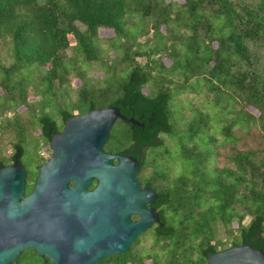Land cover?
Returning <instances> with one entry per match:
<instances>
[{
	"label": "trees",
	"instance_id": "obj_1",
	"mask_svg": "<svg viewBox=\"0 0 264 264\" xmlns=\"http://www.w3.org/2000/svg\"><path fill=\"white\" fill-rule=\"evenodd\" d=\"M192 17L193 26L189 22ZM163 25L192 29L195 34L202 30L203 45L198 37L180 42L178 35L167 37L169 45L150 44L158 40ZM132 27L156 34L145 39L141 34L139 40L143 41L136 44L119 43V70L102 57L97 45L103 39L100 31L111 30V38H118ZM0 42L9 47L4 58L13 60L5 69L7 78L24 66L46 68L41 78L46 81L44 95L70 85L74 78L82 79L83 84L77 87V105L85 107L82 113L113 106L143 123L145 132L140 136L142 129L136 128L139 133L133 134L139 150L162 146L161 136L173 132L168 113L170 88L154 92L153 84L158 80L167 74L184 77L188 71H202L208 81L220 87V147H230L226 156L229 165L216 168L209 178L202 175L199 180L198 176L192 184L181 181L180 188L171 194L158 190L168 198L158 208L164 227L173 234L159 235L157 227L153 247L159 254L150 250L136 257L133 248L140 244L138 238L127 253L112 258L116 264H184L180 255L196 264V252L202 264H207V255L219 252V246L241 245L242 230L247 232L259 218L263 220L260 238L264 240V146L236 149L247 137L256 136L254 130L264 139V0H0ZM70 48L88 68L106 67L107 78H115L119 71L125 73L123 81L115 87L101 83L85 87V71H69L65 65L75 60L66 55ZM4 88L0 93L7 96L8 87ZM14 110V117L29 111L21 104ZM72 115L68 110L60 111L62 125ZM38 122L41 143H37L35 155L26 159L32 173L23 162L27 145L15 138L21 137L24 128L17 125L15 136L7 130L0 138V168L18 155L27 172L26 194L31 192L43 163L40 151L48 145V131L60 128V121L48 113L41 114ZM17 123L20 121L14 125ZM122 138L124 135L115 131L111 142L118 145ZM151 181L149 185L156 188L157 182ZM201 198L206 200L205 207L190 203Z\"/></svg>",
	"mask_w": 264,
	"mask_h": 264
},
{
	"label": "water",
	"instance_id": "obj_2",
	"mask_svg": "<svg viewBox=\"0 0 264 264\" xmlns=\"http://www.w3.org/2000/svg\"><path fill=\"white\" fill-rule=\"evenodd\" d=\"M118 120L143 126L110 106L72 115L62 133L49 132L51 156L39 167L29 194L18 155L0 168V264H12L28 248L47 254L52 264H95L127 253L155 223L159 235L173 234L164 227L162 211L155 210L168 198L156 195L149 184L140 188L138 162L103 152ZM92 177L98 185L86 192ZM70 180L76 181L73 189H68ZM133 215L139 219L133 221ZM262 222L259 218L242 230L241 245L209 253L207 264H264Z\"/></svg>",
	"mask_w": 264,
	"mask_h": 264
},
{
	"label": "rangeland",
	"instance_id": "obj_3",
	"mask_svg": "<svg viewBox=\"0 0 264 264\" xmlns=\"http://www.w3.org/2000/svg\"><path fill=\"white\" fill-rule=\"evenodd\" d=\"M38 1L43 2V0ZM189 22L193 26L195 23L194 17L190 18ZM141 34H143L145 39L146 37L155 36L156 33L151 29L145 31L140 27H132L127 28L125 34L121 37L111 38L113 35L111 30L100 31V36L103 39L98 41L97 45L102 57L107 61L106 63L117 66L121 70L120 55L117 51L119 43L136 44L138 41L141 42L143 41L139 40ZM159 34L158 40H153L150 44L154 42L159 44L160 42L164 45H169L167 37L169 35H178L180 42H188L192 38L198 37L200 45H203L202 30H198L195 34L192 29L163 25ZM8 48V45L0 42V91L3 87H5L4 89L8 87L6 90L7 96L6 93H0V138L2 135H7V130H12L15 136L14 130L18 126H22L24 128L23 134L21 137L16 135L17 137L15 136V138L21 139L27 145L28 152L23 159L24 164H26V159L35 155V151L38 148L36 147L37 143H41L39 132H37L38 128L40 129L38 117L41 114L48 113L58 123L60 121L59 127L62 126L60 111L68 110L73 115L83 114L85 107H78L77 105V98L80 92L77 87L83 83L82 79L74 78L70 85L65 84L62 88L51 93V95H44L46 81H41V78L45 75L46 68L24 66L7 78L5 69L13 64L12 59L4 58ZM74 52L73 48L67 50L66 55L70 58L75 57V60L69 64L66 62L65 65L69 71L74 68L85 71L86 79L83 80L85 87L86 85L90 87L97 83H101L104 87L112 85L115 87L123 81L125 73L119 71L115 78H107L105 76L106 67L103 69L94 65L95 67L88 68V65L82 64V61L80 62L77 59L79 56H75ZM182 62L185 63L186 61ZM167 75V78L160 79L156 84H153V91L157 92L158 88H170L168 113L173 132L161 136L163 139L162 146L148 150L146 168L143 174L145 179L155 177L156 188L171 194L175 192L176 188H180L181 181L192 184L198 180V176L199 180L202 175L209 178L214 175L216 168L219 169L229 165L226 156L230 152V147H220V87L217 86L218 84L208 81L202 71H188L184 77ZM147 91L146 89L144 92ZM26 97L27 101L25 102ZM21 101H24V104ZM16 104H21L25 111L27 109L29 111H24L23 116L14 117V106ZM17 121H20V124L14 125ZM117 126L115 127L116 129L121 128V124ZM254 134L256 135L255 137H247L244 142L237 144L236 149L262 148L264 139L258 136L259 132L257 130H254ZM1 147L0 144V153L2 151ZM40 153L42 155L45 154L43 148ZM26 168L32 173V168L29 164H26ZM191 195L192 193H190ZM195 202L196 200L193 199L190 203L198 204L202 207L207 205L204 198ZM153 235L154 231L151 228L139 235L138 243L140 242V244L133 248L136 257H143L150 250L159 254V250L153 247L155 242ZM231 236L233 238L230 240H233L235 236ZM235 241H238V237H236ZM222 248L223 246H219V251ZM193 259L196 264H202L198 252L193 255ZM179 260L184 264H191L188 259L186 262V259L181 255Z\"/></svg>",
	"mask_w": 264,
	"mask_h": 264
},
{
	"label": "flooded vegetation",
	"instance_id": "obj_4",
	"mask_svg": "<svg viewBox=\"0 0 264 264\" xmlns=\"http://www.w3.org/2000/svg\"><path fill=\"white\" fill-rule=\"evenodd\" d=\"M125 117L127 119H133L134 121L138 122L139 124H142L143 126L142 127L136 126V125L132 126V124H130V123L118 120L114 124V126L112 127L108 140L103 145V152L106 155H111V156L120 155V156L131 157V158L135 159L139 164L138 170L136 172V179L140 182V188L143 190V189H145L146 184H149L151 181L150 178L148 180L145 179L144 174H143L144 169L146 168L145 167V161L147 160L148 149L147 148H143L140 150L137 149L136 136L133 139V134L135 135V133L136 134L139 133V131H137L136 128H141L142 130L139 133L141 136V134H143V132H145V125L143 123L135 120L133 117H130V116L129 117L125 116ZM118 124H121L120 129L115 128ZM63 129H64V124L59 128L58 131L49 130L48 132H50L51 134L62 133ZM114 129L117 133L124 135V138H122L119 141L118 145L111 142L112 133L115 132V131H113ZM137 141H138V138H137ZM43 150H44L45 154L43 155L44 159H43V163L41 166H44L48 162V160L51 156V148H50L49 142H48V145H46ZM112 163L114 165H117L118 160L114 159V160H112ZM152 181L155 182L156 178H153ZM75 184H76L75 180H70L68 183V189H73ZM97 185H98V179L95 177H92L89 185L85 187V191L86 192H92L97 187ZM150 187L152 188V190L154 191V193L156 195H160L158 189L154 188L153 185H150ZM147 207L151 208V203H147ZM155 210L157 212H159L158 206L155 208ZM138 219H139V217L137 215L132 216L133 221H137ZM157 227H159V224L155 223L151 227V229L153 231H155V229ZM148 229H150V228H148ZM138 237L136 238V240L138 239ZM45 257H47V254L40 255L35 251L34 248H28V249L24 250L20 254V256L12 262V264H52L53 263V259H51V258L45 259ZM113 257H118V256H109V257H107V258H105V259H103L100 262L95 263V264H116L115 261L112 260Z\"/></svg>",
	"mask_w": 264,
	"mask_h": 264
},
{
	"label": "bare ground",
	"instance_id": "obj_5",
	"mask_svg": "<svg viewBox=\"0 0 264 264\" xmlns=\"http://www.w3.org/2000/svg\"><path fill=\"white\" fill-rule=\"evenodd\" d=\"M27 178V177H26Z\"/></svg>",
	"mask_w": 264,
	"mask_h": 264
}]
</instances>
